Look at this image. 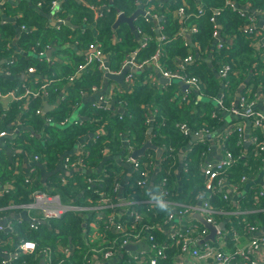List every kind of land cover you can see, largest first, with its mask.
<instances>
[{"label": "trees", "instance_id": "16d2710c", "mask_svg": "<svg viewBox=\"0 0 264 264\" xmlns=\"http://www.w3.org/2000/svg\"><path fill=\"white\" fill-rule=\"evenodd\" d=\"M38 1L21 0L18 3L4 1L2 7L7 15L20 14L15 22H3V12H0V58L15 53L17 59L15 62L7 64V70L21 74L28 71L30 67H34L35 73L40 77H53L47 87L49 94L46 97L33 99L30 110L24 114L25 124L32 126L35 131L34 136L29 139L28 145L33 148L36 154L40 155L41 161L49 164L48 169L53 171L58 165L61 155L75 145L79 136L91 132L94 134L80 152L70 156L71 158L81 156L87 169H91L92 172L87 173L75 169L73 173L64 174V179L59 175H53L50 178L51 193L58 194L64 204L79 205H85L86 199L97 203L99 195L95 193L96 189L113 193L115 175L118 172L116 170H123L124 167L113 158L105 161V150L108 149L113 155L122 152L124 138H129L136 149L142 147L147 138L149 117L154 116L155 122L150 137L152 143L159 147L166 146L174 149L172 152L164 148L162 156L166 155V159L161 162V174L164 167L175 162L169 175L168 195L165 196V200L170 205V211H161L154 203L143 201L151 199L150 192L157 194L159 178L155 181V187L152 189L127 186L123 198L142 200L133 204L132 207L145 214L147 223L160 224L152 230V234L157 242L168 245L166 250L168 257L156 264H176V256L182 252L183 241L178 235L171 236L172 228H165V223H161L170 213L178 209L175 203L196 204L209 192L205 188V177L202 170L209 142L207 140L195 142L185 153L184 170L181 173H176L179 165V151L187 146L193 133L203 130L215 133L223 126L224 111L217 110L212 100L219 95L222 87L223 104L227 108L233 105L239 90H241V94L245 95L249 87L253 88L251 96L256 92L264 97V42L261 41L264 27L259 26L252 32L247 31L252 22L248 16L242 15L240 12L241 8L245 9V6L248 5L249 11L250 9L259 11L264 18V0H184L186 14L182 17L179 15L175 17L172 11L169 13L162 9H159L158 13L160 17L163 16L161 20L140 15L135 24L151 39L148 45L138 52L137 60L142 61L152 56L159 45L163 47L161 62L167 69L175 68L178 61L184 57L190 54L195 55L196 58L187 66L186 73L200 79V92L205 95V98L199 99L200 92L197 90H189L186 92V96L181 95L178 92V83H171L161 88L151 83L148 78L149 75L156 76V71L142 68L140 72L135 73L136 80L133 86L117 97L118 100L126 102L124 105L127 110L126 114L116 116L117 114L108 108L97 109L92 107L91 103H87L83 105V114L86 115L84 122L68 126L59 124L47 126L43 116L36 113L37 107L45 100L52 102L60 99V93H63V88L66 87L69 95L59 101L55 110L47 112V114L52 121H57V123L68 120L73 105L81 101L83 92L92 90L94 85L101 84L103 78V70L99 67V63L92 62L85 71L77 76L80 79L69 86L70 76L76 73L77 66L85 60L84 51L91 44H99L105 53L111 54V68L113 70L120 69V61L135 50L139 46V42L127 23H122L117 29L113 28L118 12L122 11L131 15L139 8L138 2L143 7L150 8L157 5L159 1L112 0L110 11H105L101 17L94 18L93 10L86 4L78 0H65L61 5V11L57 12V16L64 19L70 18L72 24L77 27L65 23L59 26L52 25L48 17L51 12L52 0H42L41 6L37 5ZM87 1L94 2L98 6L100 3L110 0ZM182 2L183 0H177V3L175 2L171 6V10L178 8ZM200 7H203L204 11L198 15ZM153 11L155 12V10ZM83 18L89 19L88 22L95 21L94 28L81 29ZM255 18L258 19L256 15ZM159 25L162 26L161 29L158 28ZM22 26L25 29H22L21 33L19 32L20 35L17 39L19 48L38 52L47 45L55 47L57 50L54 53L53 62H49L46 58L29 57L15 50L10 44V40H14L17 28ZM192 26H196L197 30L192 33L184 31L185 28ZM157 29L160 30V33L157 32ZM217 32H220L222 37L220 42L216 36ZM162 33L166 36L164 42L159 40V35ZM117 35L121 37V40H115ZM190 41L194 43L195 47H192ZM219 43L222 45L219 46ZM209 56H211V60L208 58ZM63 57L69 59L70 62L64 60ZM225 64H229L231 69L228 70L226 77H223L220 71ZM25 81L33 88L39 87V83H34L32 78ZM15 85L17 84L8 80L2 89L7 91ZM19 111L18 103H14L8 111H4L0 106V123H3L4 127L9 125L14 121ZM3 112H6L4 116H2ZM183 123L189 127L191 135H185L182 132L180 125ZM41 131L48 136L47 140H43L37 135L36 132ZM251 131L260 138L259 128L253 126ZM21 134V138L24 140L29 131L22 130ZM223 137L226 149L235 155H239L243 151L247 153L246 157L226 172L227 183L240 188L244 187L247 183H242L241 178L248 175L253 180L264 167V151L254 155V148H250V146L245 148L237 130L228 135L224 133ZM151 151L154 152L153 149ZM145 154L139 160H144ZM3 161L2 154H0V190L5 184H8L9 187L0 192V208L13 203L18 205L29 203L32 199V191L35 186L38 187L37 184L33 185L32 179L30 182L25 181L24 176L18 174L11 163ZM102 164L105 168L110 169L114 166L115 172L105 177L104 181L89 186L88 177L100 175L99 167ZM251 180L245 193L239 195L236 200L233 199L235 195L229 194L223 188L213 191L211 201L218 210L222 211L216 212V220L221 222L228 219L226 224L228 230L232 226H236L239 232L248 234L247 228L251 225H258L260 229L264 228V185L261 180L257 182ZM260 191H263L262 195H260ZM225 194H227V199L223 198ZM118 198L123 199L117 193ZM236 210L242 212L230 213ZM107 211L111 210L107 209ZM95 214L94 212V216ZM118 214L120 218L127 217L124 210H120ZM89 220H91L90 217ZM21 223L23 225L19 227V235L24 240L35 241L38 254L31 256L20 254V259L18 258L16 263L26 261V264H41V251L45 247H50L53 249L52 264H58L59 258L62 257L58 245L72 242L74 251L67 258V262L85 264L84 257L90 253L86 244L93 242L90 238L91 229H89L92 226L89 225V228L84 226L82 212L69 211L61 218L51 219L50 226L40 224L36 229L27 220H21ZM196 225L204 229L199 223ZM97 228L101 238L103 236L106 240H111L115 237L102 223ZM1 235L4 238L13 236L6 231L1 232ZM210 243L215 246V242ZM3 259L0 256V264Z\"/></svg>", "mask_w": 264, "mask_h": 264}, {"label": "built area", "instance_id": "2783aa9c", "mask_svg": "<svg viewBox=\"0 0 264 264\" xmlns=\"http://www.w3.org/2000/svg\"><path fill=\"white\" fill-rule=\"evenodd\" d=\"M60 0H52L51 4V12L54 16V22H64L65 19L63 17L57 16V10L59 7ZM43 4L42 0H39L37 5L41 6ZM91 9L94 8V5L89 6ZM236 7V6H235ZM150 8H144L146 11V14L149 17L158 18V14L155 13ZM107 11H110L108 9ZM204 11L203 7H200L198 10V15L202 14ZM240 12L242 15L248 16L249 20L252 22V24L247 28V31L252 32L254 31L258 25V19L255 18V14L251 13L247 9H240ZM122 11H119L117 16L120 15ZM104 13L100 12L98 15L101 17ZM186 14L185 12V5L179 6L178 9V15L184 16ZM145 15V17H148ZM257 16V15H256ZM56 18V20H55ZM213 20V17H212ZM86 24L82 25L83 28L89 27L88 19L85 18L84 21ZM62 24V23H61ZM93 24V23H92ZM88 25V26H87ZM161 29L162 27H158ZM21 29H25L24 26L21 27ZM138 33L140 35L139 39V46L130 54L123 59L122 64L120 66V69L113 70L110 66V60L105 59L104 57V49L101 48L99 44H91L87 52L85 54V60L83 63H80L77 66L76 73H74L72 76H70V80L75 79L80 73L85 71L87 67L92 62H98L99 67L103 70V75L105 76V72L109 71L111 73L119 74L125 67L130 68H144L146 65L153 64L154 67L160 74L164 75L165 77H169L170 79H178L182 80L190 85V87H193L195 90L200 91L201 90V81L196 76H189L186 73L187 66L192 63L195 60V56L193 54H190L183 59L179 60L176 67L174 69H167L164 67V65L161 62V56L163 54V47L162 45H159L156 51L153 53L152 56H150L147 59H144L142 61L137 60L138 52L145 48L151 37L146 34L141 28L137 27ZM197 30L196 26H192L189 28H185L184 31L188 33H192ZM220 32H217L216 36H218ZM159 40L161 42L166 41V36L162 33L159 35ZM220 42V41H219ZM219 46L222 44L219 43ZM51 46L47 45L45 48H43L40 51H36V54L40 58H46L49 62V56H47V51L50 49ZM89 51V52H88ZM35 53V52H33ZM231 69V66L229 64H225L222 66V71H220L221 75L223 77H226L228 70ZM6 74H10V71L7 69H4ZM28 72H36V69L34 67H30L28 69ZM135 73L132 70H130L124 79V88L120 92L124 91L125 88H131L133 84L135 83ZM219 73V74H220ZM106 77V76H105ZM100 85H94L91 91L97 90L100 88ZM43 90L42 94L46 93V86L43 84L42 88ZM19 89L16 87L10 91V95H12L13 98L19 99L22 96L19 95ZM188 91V90H187ZM25 94L24 95H33V96H39L40 91H34L30 87L25 85ZM253 92V88L249 87L246 94L239 97L238 102L233 103V105L230 108H227L223 104V93L220 96V99L217 100L218 107L217 110L224 111L228 114H232L234 116H237L241 119L248 120L250 124V130H252V127L260 128L264 125V111H260L256 108L257 100L260 98H263V96H260V94L254 92L251 96V93ZM84 93V92H83ZM107 103L108 100L106 98H101L100 103H94V106L97 109L100 108H106L107 109ZM117 104L122 107L121 112H118L116 116H122L121 114H126L127 110L125 109L124 105L126 104L123 100H118ZM37 113H41V108L37 109ZM48 120L50 122H53L52 119L49 117ZM68 120L61 122V124H64ZM248 127V129H249ZM180 128L182 132L185 135H191L192 132L189 129V127L183 123L180 125ZM237 130L239 133L240 141L245 143L246 141V133L245 128L239 124L236 123L232 128H230L226 135L230 134L232 131ZM198 132H204V131H198ZM195 132V133H198ZM7 132L3 131L1 132L0 136L6 135ZM251 139L252 143H254V155L259 153L260 151H264V141L260 140L258 136L253 135ZM239 141V142H240ZM126 149L125 153L123 155V160H126L130 162L134 168V170L137 173V177L134 179V182H132L130 185L131 188L140 187V188H146L149 187L152 189L151 185L152 183L158 179V189L157 194L161 195L166 199L165 196L168 195V182H169V175L172 172L173 166L175 165V162H172V164L167 165L164 167L163 173L161 169V162L163 159H166L165 156H161L159 160V171L158 174L155 176L156 168L158 166L157 163V157L156 152L151 151V149H148L146 151V156L144 160L133 159L132 153L136 149L134 144L131 143L129 138H126ZM163 148V147H162ZM165 149L174 151L173 148L169 147L167 148L164 146ZM163 148V149H164ZM164 149V150H165ZM109 150H105V154H107ZM247 153L243 151V153L239 155H235L232 151L229 149H225L224 155L220 160L214 161V162H208L204 164L203 166V173L205 177V188L208 189L207 195L204 196L203 199H201L196 204H187V203H181L177 202L175 203V206L178 207V209L170 213L168 217L161 223H165L164 225H170L173 223V221L182 220L184 217L188 216L190 213L194 211H200L209 222L214 223L215 225H219V221L216 220V212H222L218 210L212 203L211 198L213 191H216L218 189L223 188L224 184H226V172L229 168L237 165L244 157H246ZM175 156V155H174ZM35 160H41L40 155L35 154L34 155ZM64 158V157H63ZM45 162V161H43ZM65 171L69 170H75V169H83L86 170V163L84 162L83 158L81 156H77L74 158H71L70 156L65 157L62 159ZM185 165V164H184ZM102 167V166H101ZM91 170V169H89ZM101 174L98 176H91L88 177V184H95L98 182L104 181L105 177L109 176L110 173L114 172L110 168H105L104 165L101 169H99ZM115 186L113 193L108 191H103L96 189L95 193L98 196V201L96 203V225L99 226L101 223L103 226L107 228L108 231H111L112 234L115 235L113 238L115 242H113L111 245L102 247V248H92L90 250V253H87L85 255V264H94V261L97 258H102L104 260H108L111 258H117L119 252L128 244L132 243H139L141 241H145L147 243V249H141L138 252L132 254L130 257L126 258L123 261H118L117 264H156L160 260H164L168 257L167 255V248L168 245L164 244L162 242H157L152 234V230L156 228L160 224H149L145 221V214L141 213L137 210H135L132 205L137 203L138 201L135 198L127 200L128 205H126L124 212L125 216L127 217H119L118 212L122 210L120 205V200L117 199V193L119 194L121 190V181L122 176L121 172L116 173L115 175ZM61 178L64 179L65 177L61 175ZM29 178L28 181H31ZM34 180V178L32 179ZM250 178L248 175H244L241 178L242 183H249ZM252 181V180H251ZM235 189H239L240 187L234 184H231ZM263 194V191H260V195ZM121 196V195H120ZM31 201L29 203H26L22 205L23 209H26L29 213V216L31 217V226L33 228H38L39 223L37 221L39 220H45L47 223L53 219V218H61L64 214H66L69 211H75L77 209H81V207L73 205V204H64L62 203L60 196L54 195L53 193H50L46 190L36 188L32 191L31 194ZM224 199H227V194L223 195ZM144 202L153 203L151 199L143 200ZM107 209H110L111 211H107ZM242 211H233L230 213H240ZM228 213V212H227ZM203 226V225H202ZM12 225H9L8 228L13 229ZM204 227V226H203ZM7 226L0 224V231H4ZM264 229V228H263ZM263 229L258 228V225H251L247 228L248 235L251 237L248 242H246L243 245H235V249L233 251H228L224 249H217L212 243L206 242L201 247H197V245H200V241L204 239V237L208 234V229L206 227L200 228L196 224H192L191 226H188L183 230L182 232L175 233L172 230L171 236L178 235L180 239L183 241L182 244V252H181V258L176 264H259L255 258L256 252L260 249V247L264 246V231ZM98 230V236H99V229ZM239 230L236 226H232L230 230L220 229L219 233L217 235V239L221 237L226 242H235V240H238ZM103 239H105L102 236ZM216 239V240H217ZM234 239V240H232ZM214 243V242H213ZM216 243V242H215ZM59 252L62 254V257L59 258L58 263L60 264H66L67 258H69L74 251V245L73 246H67L58 249ZM17 253L21 254H38L37 250V243L33 240H22L19 242L17 246ZM42 255H44L45 259H47V262L49 264H52L53 259V249L49 247H45L41 251ZM193 258H197L199 260H207L211 259V262H203V263H195L192 262ZM3 264H11L9 260H4Z\"/></svg>", "mask_w": 264, "mask_h": 264}, {"label": "crops", "instance_id": "0c3cea01", "mask_svg": "<svg viewBox=\"0 0 264 264\" xmlns=\"http://www.w3.org/2000/svg\"><path fill=\"white\" fill-rule=\"evenodd\" d=\"M4 1H7V0H1L0 1L1 2L0 3V6H1L0 12H3L2 21L3 22H5V21L15 22L17 20V17L20 14L7 15L4 12V8L2 7ZM9 1L14 2V3H18L21 0H9ZM64 1L65 0H60L57 12L61 11V9H62L61 5ZM78 1L86 4L87 6L94 5V8H92L94 18H99L98 15L100 14V12L104 13L108 9H111V5H112V0L104 2V3H100L98 6L95 5L94 2H90L87 0H78ZM156 1H159V2L157 3V5H154L153 9H152V10H155V13L158 14L159 9L160 10L162 9V10H167L169 13H171L170 11H172L173 15L175 17H178L179 7L174 9V10H171V6L175 2L177 3V0H156ZM184 2L185 1L183 0L181 5H183ZM138 4H139V7H141V8H147V7H143L140 2H138ZM241 9H244V8H241ZM49 14H50L49 19L52 23L54 20V18H53L54 15L52 13H49ZM162 18H163V16L160 17L158 15V18H156V19L161 20ZM66 19L70 20V18H68V17ZM260 19L261 18L258 17V21H260ZM55 20H56V18H55ZM84 21H85V18H83V22H81V27H82L81 29H83V30H84V28H83L84 26H82V25L86 24ZM94 23H95V21L89 23V27L94 28V26H95ZM62 24H64V23H62ZM52 25H54V24H52ZM59 25H61V24H59ZM59 25H55V26H59ZM258 25H259V22H258ZM160 26L161 25H159L158 27H160ZM20 33L16 34V37L14 38V40L13 39L10 40L11 41L10 44L15 48V50L17 52L21 53V51H25V52H35L36 53L35 50L26 51V50L19 48V46L17 44V39L19 38ZM115 40L119 41V40H121V37L119 35H117L115 37ZM261 41L264 42V34H262ZM138 42H139V40H138ZM259 47H260V45H259ZM51 48H54L55 50L52 52L51 55L48 54L47 56H49L48 58H49V60H51L50 62H53L54 61V53L57 50V48L52 47V46H51ZM76 50H78L77 47H76ZM86 52H87V50L84 51V54H86ZM26 56L31 57L33 55H26ZM104 57H105V59H108V61L110 60V58H112L111 54H109L107 52L104 53ZM208 58L210 59L211 56H209ZM63 59L66 60L67 62H70V60L65 58V57H63ZM16 60L17 59H16L15 53H13L10 56H6V57L3 56L0 58V86H1L0 87V106L4 111H8L10 108H12V105L14 103H18L19 108H20V111L15 116L14 121H12L9 125L4 127L3 123H0V134L3 131L7 132L6 135L0 136V154H2V158L4 161L9 162L14 166V169L18 174L24 176L25 181L30 182V181H28V179L34 178V180H32L33 185L37 184V186H38V187L35 186V189L39 188V189H43V190H46V191L51 193L52 192L51 191L52 190V188H51L52 184H51L50 178L53 175H59L61 177V175L65 176L64 174H69V173L74 172L73 169L69 170V171H65L62 159H64L67 156H71L73 154H77L78 152H80L84 148L85 143L88 140H90L92 137L89 136L90 133L82 134L81 136H79V138L77 139V141L75 143V145L78 144L77 149L75 148V145H74L72 148L65 151L61 155V158L58 162V165H56V167L53 171H50L48 169L47 166L49 164H47L46 162H43L41 160H35L34 155L36 153L33 150V148H31L28 145L29 139L34 136L35 131H34V128L32 126L27 125V123L25 124L24 114L30 110L31 102L33 99H35L37 97H46L49 94L47 87L51 83L53 77H50V76H47V78L46 77H40L39 74L34 73V72L31 73L28 71L21 73V74L10 72L9 75H18L19 76L17 79H14V80L13 79H7V78L3 77L1 74L2 73L6 74L4 72L5 71L4 69H7V67H8L7 64L13 63ZM122 60L120 61L121 64H122ZM144 69H152V70L156 71V73H157L156 76H153V75L150 76L149 75V77H148L150 79L151 83L156 84L157 86H159L161 88L165 87V85H168V84H163L160 82V80H159L160 72H158L156 70V68L154 67L153 64L146 65L144 67ZM173 69H174V67H173ZM30 78H32L34 83H39V87L33 88L25 81V80L30 79ZM79 79L80 78H78V77H76L73 80L69 79V82H70L69 86H70V84L76 82ZM8 80L12 81L13 84H17V85H15L13 88H11L7 91H4L2 89V87H4L6 85V81H8ZM43 84L46 86V93L45 94H42L43 90L40 89V88H42ZM25 85L30 87L34 91L39 90L40 96L35 97L33 95H24L25 94V92H24L25 91ZM16 87L19 89L18 90L19 95L22 96L19 99H15L12 97V95L9 94L10 91ZM122 88H124L123 84L118 83L114 80L108 79L107 77H105L103 75L100 88L97 90H94V91L89 90V91L84 92L81 101L78 104L73 105L72 113H71L70 117L68 118V121L65 122L64 124L57 123V121L56 122H54V121L50 122L48 120L49 115L47 114V112L55 110L60 103L59 101L64 99L66 95H69V92L66 89V87L63 88V93H60V96H61L60 99H56L55 101H52V102L45 100L39 107H37V108H41V113H37V111H36V113L41 114V116H43V118L45 119V124L47 126H49L50 124H52V125H58L59 124V125H66V126L71 125V124H81L86 119V115L83 114V105H85L87 103H91L92 107H95L94 103L99 104L101 98H106L108 100V103H107L108 110H110L114 114H117L118 112H121L120 108H122L117 104V101H118L117 97H119V95L122 94V92H124L125 90H129V88H125L124 91L120 92L121 90H123ZM187 90L189 91V90H195V89L193 87H189L188 89L183 90L182 87L179 85L178 92L181 93V95L183 94V96H186V92H188ZM200 97L205 98V95L200 92ZM200 97H199V99H202ZM47 104L49 105V107L47 108V110H44V107ZM256 108L260 111H264V99L263 98H260L257 100ZM5 114H6V112H3L2 116H4ZM228 116H230L231 118H228ZM89 118H91V116H89ZM235 121L237 124H239L245 128V133L249 132V134H250L249 137L252 138V136L255 135L250 130V127H249L250 124H249L248 120H244V119H241L237 116H234L232 114H228V113L224 112L223 113V126H221V128L219 130H217V132L213 133V131L203 130L204 131L203 134L206 136L200 140H207L209 142V144H208L209 146L207 148V151L205 152V160L203 162V166H204V164H206L208 162H214V161L220 160L223 157L225 149H226L223 136H224V133H226L230 128H232L234 125H236ZM154 122H155V117L151 115L149 117V128H152V131H153V127H154ZM248 127H249V129H248ZM25 129L27 131H29V134L27 135V137H24L25 138L24 140H22L21 131L25 130ZM148 131H149V129H148ZM148 131H147V136H148ZM36 133H38L37 135H39L40 138L42 137L43 140H47L48 136L44 135L43 131L36 132ZM259 133H260V140L264 141V125L259 128ZM86 135L88 136V138L85 139L83 142H80L79 139H83V137ZM207 135H209V137ZM255 136H257V135H255ZM150 137H151V134H150ZM125 140H126V138H124V140H123L124 145H123V151L122 152L113 155L112 152L109 151L107 154H105V161L107 159L113 158V159H116V162L117 161L120 162L121 166L124 167L123 170H121V169L116 170V171H118L117 173L121 172V176L123 177L122 181H121V190L119 192V195H121L122 198H123L124 191L127 188V186L130 185L132 182H134V179L137 177V173L134 170L132 164L126 160H123V155H124L125 149H126ZM146 140H147V138H146ZM249 140H250L249 146L251 148V147H253L254 143L251 142L252 141L251 139H249ZM150 141L152 142L151 139H150ZM68 151H74V153H67ZM185 153L186 152H184V159L186 157ZM101 166L103 167V164ZM101 166L99 167V169L102 168ZM184 168H185V166H184ZM178 169H180V161H179V165L177 167L176 173H177ZM112 170L115 172L114 166H113ZM202 170H203V167H202ZM260 180L264 181V167L261 169V172L259 173V175L255 179L252 180V182H257ZM262 184L264 185V183H262ZM154 185H155V183H154ZM154 185L153 186L151 185V187L152 188L155 187ZM178 185L180 186V182L178 183ZM247 185H248V183L245 184L244 187H241L239 189H235V187H233L231 184L226 183L223 186V190H226L229 194L235 195V198H233V199L236 200V198L239 195H242L245 193L246 187H248ZM4 187H6V189H7V187H9V185L5 184ZM6 189L0 190V192H3ZM54 195H57V194H54ZM118 200H120V205H122L121 208H122V210H124L126 208L125 206L128 205L127 200H129V199L118 198ZM181 203H183V202H181ZM24 204H26V203H24ZM24 204L18 205V204L13 203L10 206L0 208V219H8L7 222L5 224H3L5 226H7V228L4 229V231L10 232L11 234H13V236H10L9 238H4L1 235V232H3V231H0V256H1V254L6 255L7 257L2 256L4 258L3 261L9 260V262L11 264H26V261H22L21 263H19L20 261H18L16 263L17 259L18 258L20 259L19 255L21 254V253H19V254L17 253V246H18L17 243L19 244L20 241L24 240L19 235V227L21 225H23L21 223V220H25L21 217V212L26 210V209L22 208V205H24ZM73 205L81 207V209H77L75 211L83 213V224H84V226L85 227L88 226V228H89V225L92 226L89 229H91L90 238H91L93 243H87L86 244L87 248H89V251L92 250V248L94 249L95 247L96 248L106 247V246L111 245L113 242H115L114 239L106 240V239L101 238L100 234L98 236L97 225H96V214L94 216V212L96 213V211H95L96 210V203L90 202L88 199H86L85 205H79V204H73ZM28 215H29V213H28ZM89 217L91 218V220H89ZM221 222H225V224H227L228 219H225ZM197 223H199V222L196 221L195 219H188L186 216L182 220L173 221L172 224L165 225V228L170 227V228H172L173 232L179 233V232H182L183 230H185L186 227L191 226L192 224H197ZM9 225H12L14 227V230L8 228ZM44 225L50 226V223L49 222L44 223ZM94 230H96V231H94ZM239 235H240L239 239L235 240V242H231V241L226 242L221 237H219L218 239L216 238L217 240L215 241L216 242L215 247L217 249L219 248V249H224V250H228V251H233L235 249L236 244L237 245H243L246 242H248L251 238L247 233L240 232ZM232 240H234V239H232ZM132 244L136 246L135 249L126 250L124 247L119 252L117 258L113 257L111 259L104 260V259L99 257L94 261V264H117L118 261L125 260L126 258L130 257L132 254L138 252L139 250L148 248L147 247L148 245L145 241H141L139 243H132ZM70 245L73 246L74 244L72 242L69 244H59L58 249L63 248V247H67ZM202 245L203 244L197 245V247H201ZM93 246H95V247H93ZM26 255H30V254H26ZM180 256H181V253H179L176 256V260H175L176 262H178L180 259H182ZM38 257H39V255H38ZM40 257H41V264H49L47 262V259H45L44 255L41 254ZM255 258L259 264H264V246L260 247V249L256 252ZM3 261H2V264H3ZM192 262H195V263L206 262V263H208V262H211V259L199 260L197 258H193ZM58 264H60V263H58ZM66 264H70V263L67 262Z\"/></svg>", "mask_w": 264, "mask_h": 264}, {"label": "water", "instance_id": "95a60500", "mask_svg": "<svg viewBox=\"0 0 264 264\" xmlns=\"http://www.w3.org/2000/svg\"><path fill=\"white\" fill-rule=\"evenodd\" d=\"M249 6H245V9L249 10ZM251 12H253L255 15H257L258 17H260V21H259V26L260 27H264V18L262 17V14L261 12L259 11H255V10H252L250 9ZM140 15H143V16H148L146 14V11L144 10V8H141L139 7L133 14L131 15H127L125 14L124 12L120 13V15L117 17L115 23L113 24V28L114 29H117L122 23H127L131 29V31L134 33L135 37L137 40H139L140 38V35L138 33V29H137V26L135 24V21L136 19L140 16ZM48 17L50 18V14H48ZM149 17V16H148ZM61 23H65V24H69V25H73L72 22L69 20V19H66L64 22H52V24L54 25H59ZM74 27H77V25H73ZM219 27H221L219 25ZM22 29L21 27H18L17 28V33L21 32ZM157 32L160 33V30L157 29ZM218 38H219V41H222V37L220 35V33L218 34ZM191 42V45L192 47H195L194 43L192 41ZM217 43V41H216ZM55 49L54 48H51L47 51V55H51L52 52L54 51ZM22 54L24 55H33V56H36L38 57V55L36 53H33V52H25V51H21ZM142 68H130V67H125L119 74H115V73H111L109 71H106L105 72V76L108 78V79H111V80H114L118 83H121L125 86L124 84V79H125V76L126 74L132 70L133 72H140ZM3 77L7 78V79H17L19 76L18 75H9V74H4L2 73L1 74ZM218 76H220V74L218 73ZM159 80L161 83L163 84H171V83H178L183 90H186L190 87V85L182 80H178V79H170L169 77H165L164 75L162 74H159ZM222 91H223V87H222V90L221 92L219 93L218 96H216L215 99H212L213 100V103L214 105L216 106V108L218 107L217 105V100L220 99V96L222 94ZM241 96V90L238 91L237 93V97H236V102H238L239 100V97ZM202 98V97H200ZM207 99V98H206ZM208 100V99H207ZM49 107V105L47 104L45 107H44V110H47V108ZM152 133V128H149V131H148V136H147V140L146 142L144 143V145L138 149H135L132 153V158L133 159H138L139 157H141L142 155H144L146 153V151L148 149H153L155 152H156V157H157V163H158V166L156 168V172H155V176L158 174V167H159V160L163 154V148L159 147V146H156L154 145L151 141H150V134ZM249 132L246 133L245 137L247 138L244 145H245V148H249V145H250V140H249ZM90 137H93L94 134L93 133H90L89 134ZM206 135L203 134V132H198V133H193L191 136H190V140H189V143L187 144V146L185 148H183L182 150H180L179 152V161H180V169H178L177 173H181V171L184 169V164H185V159H184V152H186L187 149H190L192 147V145L200 140V139H203V137H205ZM209 137V135H207ZM88 136H84L83 139H79L80 142H83L85 139H87ZM78 147V144L75 145V148L77 149ZM67 153H74V151H68ZM65 157V156H64ZM76 171H84V172H87V173H90L92 172L91 170L89 169H86V170H83V169H76ZM52 173V172H51ZM262 183H264V181H262ZM154 185V182L152 183V186ZM8 188V187H7ZM3 189H6V187L2 186L1 187V190ZM21 217L27 221H31V217L28 215L27 211L24 210L21 212ZM188 219H195L196 221H198L201 225H203L204 227H206L208 229V234L204 237V239L202 241H200V243L198 244H204L206 242H215L216 241V237L219 233V230L222 229V230H225V227H226V224L225 222H221L219 223V225H215L214 223L212 222H209L207 220V218L200 212V211H194L192 213H190L188 216H187ZM8 219H0V224H5L7 222ZM37 223L39 224H44V223H47L45 220H39L37 221ZM264 231V229H263ZM136 246L133 245V244H128L125 246V249L126 250H131V249H135ZM1 256H5L7 257L6 255L4 254H1Z\"/></svg>", "mask_w": 264, "mask_h": 264}, {"label": "clouds", "instance_id": "9594fccd", "mask_svg": "<svg viewBox=\"0 0 264 264\" xmlns=\"http://www.w3.org/2000/svg\"><path fill=\"white\" fill-rule=\"evenodd\" d=\"M149 195L151 196V201L154 203V205L161 211H165L168 212L170 211V205L169 203L164 199L163 196L159 195V194H153V193H149Z\"/></svg>", "mask_w": 264, "mask_h": 264}, {"label": "rangeland", "instance_id": "374dc122", "mask_svg": "<svg viewBox=\"0 0 264 264\" xmlns=\"http://www.w3.org/2000/svg\"><path fill=\"white\" fill-rule=\"evenodd\" d=\"M56 57H57V53H56ZM228 118H231L230 116H228ZM87 228H88V226H87ZM94 231H96V230H94ZM98 231V230H97ZM93 233V232H92Z\"/></svg>", "mask_w": 264, "mask_h": 264}]
</instances>
